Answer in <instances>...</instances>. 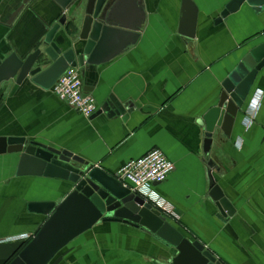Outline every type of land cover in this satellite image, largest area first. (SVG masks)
I'll return each mask as SVG.
<instances>
[{
    "label": "crops",
    "instance_id": "obj_1",
    "mask_svg": "<svg viewBox=\"0 0 264 264\" xmlns=\"http://www.w3.org/2000/svg\"><path fill=\"white\" fill-rule=\"evenodd\" d=\"M232 1L109 0L118 27L94 65L80 74L84 93L99 110L112 100L123 108L121 116L101 112L87 119L53 87H41L32 77L18 83L19 75L8 73L0 83V140L24 138L67 151L116 177L128 162L160 150L176 170L152 186L158 204L149 203L222 264H264V69L229 137L217 130L206 151L201 124L217 106L225 80L264 44V12L247 3L217 23ZM78 7L65 11L70 19L79 20ZM62 14L56 0H0V60L13 54L26 60L43 50L48 24ZM259 97L248 125L250 105ZM21 160L20 154L0 153V240L36 235L48 217L29 207L59 205L74 190L32 164L20 168ZM214 186L231 210L226 219L212 198ZM25 244L0 245V264ZM175 256V248L146 229L108 222L74 240L51 264H170Z\"/></svg>",
    "mask_w": 264,
    "mask_h": 264
},
{
    "label": "water",
    "instance_id": "obj_2",
    "mask_svg": "<svg viewBox=\"0 0 264 264\" xmlns=\"http://www.w3.org/2000/svg\"><path fill=\"white\" fill-rule=\"evenodd\" d=\"M56 2L63 14L48 24L44 49L26 60L15 54L5 62L0 60V83L9 73L14 77L19 75L18 83L32 77L35 84L51 89L69 68L86 71L94 65L109 33L118 27L109 0ZM244 3L257 13L264 12V0H233L217 23L238 11ZM76 5L82 12L79 20L77 16L70 19L65 13ZM79 23V33L75 34ZM263 69L264 44L247 54L229 75L222 85L223 92L217 106L201 122L206 125V151L210 150L217 130L225 136L231 135L238 116L245 112L252 86ZM122 110L115 101L109 100L94 116L105 112L108 117L116 118L121 116ZM127 119L125 117L124 121ZM0 153L20 154V168L32 164L39 174L46 170L74 186L73 192L59 205L46 203L29 207L31 212L42 214L48 220L11 264H51L74 240L96 225L108 222L141 227L168 248H175L176 256L170 264H222L201 242L187 239L152 204L102 168L92 167L70 152L24 138L0 140ZM211 195L218 203L220 216L224 219L231 216L228 202L219 187L214 186Z\"/></svg>",
    "mask_w": 264,
    "mask_h": 264
},
{
    "label": "built area",
    "instance_id": "obj_3",
    "mask_svg": "<svg viewBox=\"0 0 264 264\" xmlns=\"http://www.w3.org/2000/svg\"><path fill=\"white\" fill-rule=\"evenodd\" d=\"M53 93L69 107L76 110L87 119L92 118L99 107L96 100L85 94L81 79L80 70L69 68L57 81L53 87ZM260 98L256 102L247 117V124L250 125L256 118L260 108ZM176 166L160 150H152L144 157L128 162L117 175V178L126 186L132 188L146 202L157 203V199L151 192L152 186L164 184L168 178L175 172ZM175 220L179 216L169 213ZM34 238V235H21L17 237L1 239L0 245L7 243H27Z\"/></svg>",
    "mask_w": 264,
    "mask_h": 264
},
{
    "label": "trees",
    "instance_id": "obj_4",
    "mask_svg": "<svg viewBox=\"0 0 264 264\" xmlns=\"http://www.w3.org/2000/svg\"><path fill=\"white\" fill-rule=\"evenodd\" d=\"M26 246H27V244L22 245V246L19 248V250L17 251V253L13 256V258L10 259V261H9L7 264H11V262H12L13 260H15V259L19 256V254L22 252V250H23Z\"/></svg>",
    "mask_w": 264,
    "mask_h": 264
},
{
    "label": "clouds",
    "instance_id": "obj_5",
    "mask_svg": "<svg viewBox=\"0 0 264 264\" xmlns=\"http://www.w3.org/2000/svg\"><path fill=\"white\" fill-rule=\"evenodd\" d=\"M250 106L251 107H255L256 104H253V102H252V104ZM235 147H236L237 150H239L241 148V143H240L239 139H237V141L235 143Z\"/></svg>",
    "mask_w": 264,
    "mask_h": 264
}]
</instances>
